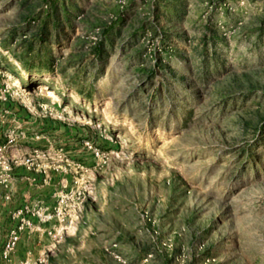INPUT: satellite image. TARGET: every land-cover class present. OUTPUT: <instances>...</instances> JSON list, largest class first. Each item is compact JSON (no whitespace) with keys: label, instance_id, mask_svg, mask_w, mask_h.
<instances>
[{"label":"rangeland","instance_id":"obj_1","mask_svg":"<svg viewBox=\"0 0 264 264\" xmlns=\"http://www.w3.org/2000/svg\"><path fill=\"white\" fill-rule=\"evenodd\" d=\"M0 146V264H264V0H0Z\"/></svg>","mask_w":264,"mask_h":264},{"label":"built area","instance_id":"obj_2","mask_svg":"<svg viewBox=\"0 0 264 264\" xmlns=\"http://www.w3.org/2000/svg\"><path fill=\"white\" fill-rule=\"evenodd\" d=\"M1 167H2V162L0 160V168ZM7 181H8L7 178L0 177V184H6ZM0 205H1V201H0ZM22 214H24L23 209L19 210V214L17 216L20 217ZM30 226H31L30 220H25V218H23L22 219V226L14 227L9 231L8 237L4 241V246H3V250H2V258L4 260H10L11 259L12 253L14 252V250L16 249L17 245L19 244V242L21 240L22 229L24 227H30ZM24 264H32V263L30 260H27L24 262Z\"/></svg>","mask_w":264,"mask_h":264}]
</instances>
